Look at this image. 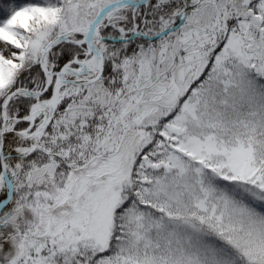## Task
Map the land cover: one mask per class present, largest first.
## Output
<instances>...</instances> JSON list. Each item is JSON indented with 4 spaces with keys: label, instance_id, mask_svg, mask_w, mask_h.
Instances as JSON below:
<instances>
[{
    "label": "snow or ice",
    "instance_id": "1",
    "mask_svg": "<svg viewBox=\"0 0 264 264\" xmlns=\"http://www.w3.org/2000/svg\"><path fill=\"white\" fill-rule=\"evenodd\" d=\"M0 264H264V0H0Z\"/></svg>",
    "mask_w": 264,
    "mask_h": 264
}]
</instances>
